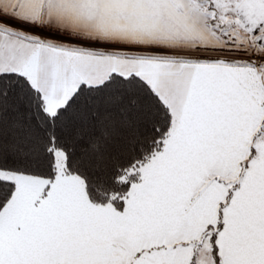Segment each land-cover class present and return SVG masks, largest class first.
<instances>
[{"label": "snow or ice", "instance_id": "1", "mask_svg": "<svg viewBox=\"0 0 264 264\" xmlns=\"http://www.w3.org/2000/svg\"><path fill=\"white\" fill-rule=\"evenodd\" d=\"M0 264H264V0H0Z\"/></svg>", "mask_w": 264, "mask_h": 264}]
</instances>
